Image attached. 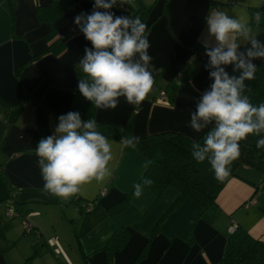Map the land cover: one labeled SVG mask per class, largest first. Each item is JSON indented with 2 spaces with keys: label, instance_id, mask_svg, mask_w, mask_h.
Returning <instances> with one entry per match:
<instances>
[{
  "label": "crops",
  "instance_id": "1",
  "mask_svg": "<svg viewBox=\"0 0 264 264\" xmlns=\"http://www.w3.org/2000/svg\"><path fill=\"white\" fill-rule=\"evenodd\" d=\"M51 1L16 0L15 32L7 5L0 1V97L15 103L28 92L44 101L41 105L27 102L13 107L8 115L6 108L0 106V165L6 180L2 179L8 186L0 200L11 196L19 201L48 202L55 208L48 217L51 220H31L36 229L33 233L38 232L36 236L40 239L34 243L27 239L24 244L27 249L41 246L42 251H34L42 254L30 264H63V259L66 264H85L78 248L77 234L80 232L88 264H107L103 247L118 226L128 227L131 238L126 247L115 254L114 263L133 264L155 225L177 200L179 191L169 187L157 197L149 187L138 184L149 160L137 148H121V140L110 139L114 152L113 175L99 184L95 181L84 184L75 194L83 197L79 205L88 208L89 203L92 204L87 214H80L78 205L70 202L75 195L63 199L44 190L35 150L41 138L55 134L60 116L49 111L47 106L63 111L71 107L79 83L75 64H79L85 55V51L79 50L83 46L92 47L83 33L76 34L69 39L67 49L60 56L47 54L35 64L26 66L20 78L15 75L18 65L48 47L44 36L49 26L38 25L36 12L37 5ZM212 1L217 4L211 8ZM75 4L83 12L91 13L93 9L85 0H75ZM162 7L163 0H159L151 14L156 22L149 30L151 47L148 51L154 65V77L157 69L161 71L157 88H153L139 106L130 105L121 97L117 108L97 109V120L117 125H125L131 120L132 133L138 137L177 131L196 139L215 125L214 122L209 124L200 133L188 126L200 98L214 83L210 73L218 69L210 64V57L206 54L205 65L189 82L170 88V102L156 101L159 88H165L185 64L189 69L200 66V55L191 56V48L186 45L199 41L210 49L220 46L208 31L206 17L213 11L226 12L246 25L247 35L233 34V41L239 45L238 53L246 62H263L264 58H249L247 51L252 48L253 39L264 45V28L257 24L260 13H264V0H169L167 15L160 13ZM111 11L117 16L128 17L121 8L114 7ZM77 15L71 11L60 17L55 22L59 33L78 28L74 24ZM220 67L229 76L238 70L234 64ZM1 118L7 120L3 122ZM238 173L239 176L231 178L221 190L215 206L205 210L195 200L187 198L172 210L161 223L160 232L140 264H217L234 224L245 227L253 237L264 241V172L241 166ZM137 184L143 195L140 198L133 195L129 207L116 217L109 215L106 208L130 193ZM4 203L0 204V264H24L18 245L30 234L24 235L22 217V220L7 221ZM78 222L82 223L81 230L77 227ZM46 227L56 231L52 242L43 232ZM44 238L54 247L57 256L51 252L43 253L45 245L41 239Z\"/></svg>",
  "mask_w": 264,
  "mask_h": 264
},
{
  "label": "clouds",
  "instance_id": "2",
  "mask_svg": "<svg viewBox=\"0 0 264 264\" xmlns=\"http://www.w3.org/2000/svg\"><path fill=\"white\" fill-rule=\"evenodd\" d=\"M125 3L128 0H94L91 13L81 12L74 18V24L92 45L85 47V55L79 60L77 70L83 75L78 90L101 110L117 108L121 97L139 106L154 85L147 25L139 16H117L111 11ZM206 20L209 33L220 44L206 53L218 70L210 73L214 83L200 98L188 126L200 133L215 123L202 144L192 145V156L198 163L207 161L215 178L223 181L240 156L241 140L250 134L258 136L256 146L264 149V103L255 106L243 95L245 80L255 78L256 66L241 58L233 34L247 35L246 25L223 11L211 12ZM251 45L247 56L264 58V45L255 39ZM233 64L243 70L239 77H230L220 67ZM58 120L55 134L41 138L35 152L44 190L68 199L79 193L82 185L92 181L99 184L113 175V144L98 130L95 119L85 121L77 111L60 115ZM139 140L135 135L122 136L120 147L135 149ZM134 187V196L140 198V185Z\"/></svg>",
  "mask_w": 264,
  "mask_h": 264
},
{
  "label": "trees",
  "instance_id": "3",
  "mask_svg": "<svg viewBox=\"0 0 264 264\" xmlns=\"http://www.w3.org/2000/svg\"><path fill=\"white\" fill-rule=\"evenodd\" d=\"M0 1L7 5L11 17L13 32H15L16 0ZM85 1L89 2L92 7L94 6V0ZM139 1L140 0H134V2L137 3ZM158 2L159 0H154L151 4L147 5L140 1L139 6L137 5L135 9L132 8L133 3L131 5L129 3H125L117 7L124 10L128 17L135 18L136 16H139L145 24L148 23L147 31L149 32L152 25L156 22V18H152L151 14ZM168 2L169 0H163V7L160 12L162 15L168 14ZM214 4H217V2L212 1L211 8L212 6H216ZM71 11L78 15L83 12L79 5L75 4V0H52L49 4L37 5L36 13L38 25L41 26L43 24H47L49 26V29L44 36L48 42V47L41 53H33L29 60L17 66L15 75L18 78H20L26 66L29 64H35L41 57L47 54L60 56L67 49L69 39L76 34L82 33L80 32L79 27L67 33H59L55 26V22L60 17ZM257 12L259 13V10H257ZM257 24L264 28V13H260ZM20 35H18V37ZM183 45L185 44L183 43ZM186 46L191 48V56L199 54L202 62L199 67L194 69L186 68L185 64L177 76L173 78L165 88H159V91H167L169 95L168 102L171 100V95L169 93L170 88L178 87L182 82H189L193 74L205 65V56L207 50H210V48L204 46L199 41L195 42L191 46ZM84 50L85 46L81 47L79 51L83 52ZM78 65L79 64H75V69L80 80L83 73H80L77 70ZM254 65L256 66L255 78L252 80H245V85L247 87L244 89L243 95L247 96L252 104L259 106L260 103H264V61ZM242 71L243 70L238 69L233 72L230 77H239ZM160 75L161 71L160 69H157L155 71L153 88H157V81ZM27 102L35 103L36 105L44 104L41 97L33 96L28 92H26L24 96L15 103H11L0 97V106L6 108L7 115L11 108L19 105L21 106ZM47 107L49 111L55 112L59 115L67 114L70 111H77L81 114L82 119L85 121L95 119L98 124V130L110 140H121L122 136L133 135L131 120H129L125 125H117L111 122H99L97 120V108L82 96L78 88L75 91L73 103L68 110L63 111L54 109L50 106ZM5 120L7 119H4L3 122H5ZM213 127H215V125L209 127L196 139L177 131L147 134L139 137L140 140L136 148L149 160V165L140 178L139 183L149 187L157 197H160L169 187L177 189L179 191V196L155 225L151 236L141 249L133 264H140V262L146 257L154 237L160 232L161 223L167 218L170 212L178 207L185 199L191 198L207 210L217 204V197L227 182L231 178L239 176L238 170L241 166L253 167L264 172V149H259L256 146V142L260 137L251 134L246 139L240 141V156L231 164V173L223 181H219L215 178L211 165L208 164L207 161L203 163L196 162L192 156V145L195 143L202 144L203 137ZM261 135H264V133ZM0 175L6 180L2 165H0ZM148 181H154V183L149 184ZM133 194L134 190L125 194L123 198L107 207V213L116 217L124 212L129 207ZM82 198L83 197L79 195H75L70 202L78 205L77 209L80 214H87L89 209L85 206H81L83 204L80 203L81 205H79L78 203ZM4 202H6L5 216L7 221H12L16 216L23 217L25 236L36 230L35 226L28 218L29 214L36 211V208L39 205H48V202L19 201L15 200L11 196H7L0 200V204ZM8 210H11L10 214H8ZM37 233L38 232H36V234ZM81 234L82 232L77 234L79 241L78 248L85 264H88V255L85 253L80 241V237L83 235ZM130 238L131 231L128 227L118 226L116 228L103 247L107 255V264H115V254L126 247ZM43 245H45L43 253L51 252L57 256L54 247L46 238L43 240ZM41 254L42 253L40 252L34 251L32 255L26 258L24 264H30L34 258L40 256ZM217 264H264V241L253 237L249 233L248 229L236 224V227L227 238L224 254Z\"/></svg>",
  "mask_w": 264,
  "mask_h": 264
},
{
  "label": "rangeland",
  "instance_id": "4",
  "mask_svg": "<svg viewBox=\"0 0 264 264\" xmlns=\"http://www.w3.org/2000/svg\"><path fill=\"white\" fill-rule=\"evenodd\" d=\"M141 2H143V3H145V4H151L154 0H140ZM140 1L137 3V2H134V0H128V3L131 5L132 3H133V5H132V8L133 9H135L136 8V6L138 5L139 6V3H140ZM146 2H148V3H146ZM138 8V7H137ZM202 44V43H201ZM167 92V91H166ZM159 93V95L156 97V101L157 102H162L161 100H160V91L158 92ZM168 94V93H167ZM167 98L169 99V95L167 96ZM6 183V181H4L3 179H2V177H1V175H0V196L2 195V194H4V192L5 191H7L8 189H7V184H5ZM138 184H139V182H138ZM134 190V192H135V190H136V188H134L133 189ZM132 190V191H133ZM131 191V192H132ZM134 195V194H133ZM4 196V195H3ZM19 200V199H18ZM92 206V204H90V206L89 207H91ZM37 210H42L43 212H41L40 214L39 213H37V212H39V211H34V212H32L31 214H29V216H28V218H29V220H30V222H31V220H33V219H38L39 221H44L45 219H47V220H51V219H48V217L50 216V214L51 213H53V212H51L52 211V209H55V208H53V206H49V205H42V206H37V208H36ZM49 212V215H47V213ZM47 215V216H46ZM23 218V217H22ZM22 218L19 216V217H15V219H13V220H22ZM81 219H83V217H81ZM77 227H78V229L79 230H81L82 229V223H80V222H78L77 223ZM43 232H44V234H46V238L50 241V242H52V240L55 238V236H54V234H56V231L55 230H53V228L52 227H46V228H44L43 229ZM29 240L31 243H34V242H36V241H38L40 238H38V235L36 236V234H34V233H30V236L29 237H24L22 240H21V242L19 243V245H18V251H19V253H21V254H23V256H24V260H26V258L27 257H29L30 256V254H31V252H34V250H38V251H42V247L40 246V247H38V249H31V248H26V246H25V240ZM72 239H75V237H73ZM44 239H41V242L43 241ZM41 242L39 243V245L41 244ZM43 243V242H42ZM32 250V251H31ZM57 250V249H56ZM58 252H59V250H57ZM27 252H30V253H27ZM78 253V252H77ZM78 255H79V253H78ZM62 263L63 264H66V261L63 259L62 260Z\"/></svg>",
  "mask_w": 264,
  "mask_h": 264
},
{
  "label": "built area",
  "instance_id": "5",
  "mask_svg": "<svg viewBox=\"0 0 264 264\" xmlns=\"http://www.w3.org/2000/svg\"><path fill=\"white\" fill-rule=\"evenodd\" d=\"M161 93H160V100L162 101V102H168V98H167V96H168V94H167V92L166 91H164V90H161L160 91ZM11 213V210H8V214H10ZM28 225V224H27ZM236 227V224H234V228Z\"/></svg>",
  "mask_w": 264,
  "mask_h": 264
}]
</instances>
